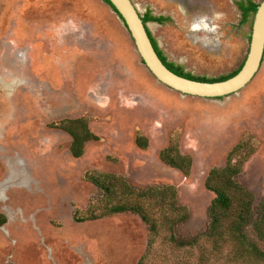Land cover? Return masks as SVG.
<instances>
[{
  "label": "rangeland",
  "instance_id": "1",
  "mask_svg": "<svg viewBox=\"0 0 264 264\" xmlns=\"http://www.w3.org/2000/svg\"><path fill=\"white\" fill-rule=\"evenodd\" d=\"M133 2L143 14L171 17L149 21V29L186 71L220 78L245 60L253 22H242L236 0ZM204 16L218 27L193 31ZM76 118L96 135L80 157L63 127ZM168 146L192 158L188 173L161 158ZM235 148L233 161L244 160L237 180L254 195L257 213L264 201V61L237 93L186 95L149 71L105 1L0 0V212L7 217L0 264H140L147 253L146 264H197L201 249L177 248L163 227L149 247L153 235L134 213L90 218L105 196L88 173L120 175L138 188L174 186L189 211L175 234L188 240L210 220L211 169L224 167ZM247 231L264 250L252 226Z\"/></svg>",
  "mask_w": 264,
  "mask_h": 264
},
{
  "label": "trees",
  "instance_id": "2",
  "mask_svg": "<svg viewBox=\"0 0 264 264\" xmlns=\"http://www.w3.org/2000/svg\"><path fill=\"white\" fill-rule=\"evenodd\" d=\"M109 6L110 0H104ZM237 7L242 14V22L247 23L254 18L258 2L254 0H236ZM145 23L149 21L165 23L171 17L154 15L149 9L143 17ZM152 43L163 62L173 72L191 79L202 81H220L235 75L242 67L230 76L220 78H209L197 76L185 70V68L172 60L161 49L158 41L147 27ZM222 97V96H221ZM219 97V98H221ZM70 125L63 127L67 130L73 140L70 146L71 153L80 157L84 153V144L87 140L96 138L89 129L83 118L69 121ZM139 145L145 147L146 139H138ZM236 148L231 151V157L224 167L211 169L206 186L216 196L209 207V223L206 230L188 240H180L175 234V226L184 223L189 217L186 207L178 204L177 190L174 186L163 187L151 186L138 188L130 183L125 177L109 173H88L89 180L104 193V207L100 213L90 214V218H100L114 213L131 212L138 215L149 227L153 235L150 241L152 248L154 236L160 233V227L166 229L168 240L177 248L197 247L201 249L197 264H211L212 259L219 260L223 264H264V250L249 235L247 229L252 226L258 238L264 241V201L256 213L253 207L254 195L237 180L242 171L244 160L233 161L232 155ZM161 158L170 166L176 167L188 173L192 166V158L183 155L178 147L168 146L161 151ZM77 220L81 218L75 216ZM7 222V217L0 212V226ZM167 226V227H166ZM206 243V244H204ZM145 255L140 264H146Z\"/></svg>",
  "mask_w": 264,
  "mask_h": 264
},
{
  "label": "water",
  "instance_id": "3",
  "mask_svg": "<svg viewBox=\"0 0 264 264\" xmlns=\"http://www.w3.org/2000/svg\"><path fill=\"white\" fill-rule=\"evenodd\" d=\"M125 27L133 38L142 62L158 81L186 95L218 98L237 93L248 85L259 72L264 61V0L254 14L249 48L241 69L233 76L220 81L191 79L173 72L158 55L148 34L149 22L133 0H110Z\"/></svg>",
  "mask_w": 264,
  "mask_h": 264
},
{
  "label": "clouds",
  "instance_id": "4",
  "mask_svg": "<svg viewBox=\"0 0 264 264\" xmlns=\"http://www.w3.org/2000/svg\"><path fill=\"white\" fill-rule=\"evenodd\" d=\"M216 16L217 19H220L222 14L221 13H215L214 14ZM207 16L202 17V23H194L192 25V30L193 31H199L201 29L205 30V31H214L218 25H210L209 23H207Z\"/></svg>",
  "mask_w": 264,
  "mask_h": 264
},
{
  "label": "flooded vegetation",
  "instance_id": "5",
  "mask_svg": "<svg viewBox=\"0 0 264 264\" xmlns=\"http://www.w3.org/2000/svg\"><path fill=\"white\" fill-rule=\"evenodd\" d=\"M104 1V0H103ZM109 5V4H108ZM144 15V14H143ZM159 44V43H158ZM160 46V45H159ZM168 60H170V59H168ZM175 62V61H174ZM6 216V215H5ZM4 225V224H3ZM1 227V226H0Z\"/></svg>",
  "mask_w": 264,
  "mask_h": 264
}]
</instances>
